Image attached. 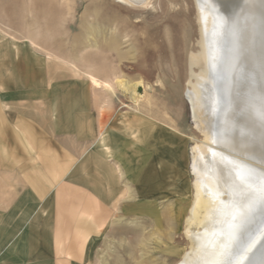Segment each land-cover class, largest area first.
<instances>
[{
	"label": "rangeland",
	"instance_id": "obj_1",
	"mask_svg": "<svg viewBox=\"0 0 264 264\" xmlns=\"http://www.w3.org/2000/svg\"><path fill=\"white\" fill-rule=\"evenodd\" d=\"M240 1L211 11L231 18ZM257 2L251 41L257 72L245 83L263 98L264 0ZM198 10L195 0H151L148 8L117 0H0V264L181 261L189 248L185 229L194 200L191 150L204 141L184 97L203 68L201 62L190 65L191 55L201 52ZM229 38L225 33L219 56ZM11 45L19 46L17 56ZM51 55L64 61L53 62ZM88 74L112 90H91ZM117 78L140 80L145 98L133 102ZM213 92L226 98L216 84ZM123 116L152 127L148 135L141 132L140 146L143 170L153 161L159 185L144 196L127 191L121 213L113 200V163L122 158V133H129ZM159 130L167 140L157 141ZM101 131L113 150L111 162L95 153ZM260 150L252 160L234 158L247 173H264ZM108 202L106 214L102 203ZM41 206L47 220L37 223ZM254 217L241 239L262 232L264 211Z\"/></svg>",
	"mask_w": 264,
	"mask_h": 264
},
{
	"label": "bare ground",
	"instance_id": "obj_2",
	"mask_svg": "<svg viewBox=\"0 0 264 264\" xmlns=\"http://www.w3.org/2000/svg\"><path fill=\"white\" fill-rule=\"evenodd\" d=\"M117 1L131 8H148L151 4V0ZM195 1L199 8L198 19L201 24V52L196 56L191 55L190 65L201 62L203 68L200 74L195 75L198 81L189 83V87L185 89L184 97L190 107L195 127L204 134V141L196 143L191 150L189 168L195 181L193 182L194 200L185 229L189 248L177 264H215L219 259L215 255L218 251L216 245L224 238L222 233L226 231L225 222L231 221L233 215L239 216L237 205L249 193L258 196L264 191V173L253 170L247 173L242 165L243 162L234 158L236 156L250 158L257 149H261L263 153L258 160L264 165V119L261 116L264 112V97L256 98L252 89L250 91L252 85L245 83L249 79L250 84L253 80L251 78L254 77L253 73L257 72V65L251 63L254 60L251 57L254 51L253 48L251 49V41L253 32L257 28L255 26L253 29L252 26L257 19L258 2L241 0L236 5L237 12L235 14L232 12L234 16L229 18L223 12L222 15H215L216 13L211 11L213 6H218L215 10L228 6V0ZM225 21L228 24L226 30L229 31H225L223 25ZM227 32H230L228 48L219 56L218 46L221 41H225L223 38ZM51 56L53 62L59 61L57 56ZM89 77L96 88L112 90L110 83L94 76ZM115 84L135 103L145 98L146 86L140 80L128 83L124 79L117 78ZM215 84L226 93V98L223 100L217 98L213 92ZM138 88L139 93H137ZM161 138L163 139V136ZM226 151L234 156L230 157V154L223 153ZM257 211L263 212L264 209L258 208ZM261 233H264V228ZM258 235L259 238L256 239L260 244V234ZM255 247H250L248 253L253 255ZM239 264H245V261L241 260Z\"/></svg>",
	"mask_w": 264,
	"mask_h": 264
},
{
	"label": "crops",
	"instance_id": "obj_3",
	"mask_svg": "<svg viewBox=\"0 0 264 264\" xmlns=\"http://www.w3.org/2000/svg\"><path fill=\"white\" fill-rule=\"evenodd\" d=\"M12 46V45H11ZM19 46L15 45L12 46V50L14 52V56H17L19 54ZM59 61H64L62 58L58 57ZM90 75H87L88 81H89V88L91 90H101L105 91L103 89H98L96 88L91 80H90ZM132 120V119H131ZM128 120L127 117L123 116V120L121 121L122 124H124L129 133H122V138H123V143H121L122 147V158L117 155L115 157V163L114 165V191H116V195L114 196V199H117V202L115 203L116 205L119 206V210L121 213H124L125 209H127V199L125 196L127 195V191H137L138 195L144 196V194L149 193L148 190H151L155 187H158L159 183L156 180H159L157 177V170L156 166L153 161L150 160L149 164H147L146 170H143V167H145V162H144V156L142 154V149L143 146L140 144L141 143V132H146V135H148V127L152 128L150 125L148 126V123L145 124L144 127L142 125L144 122L141 121V119H138V121H131ZM146 129V130H145ZM163 136V139L161 138ZM155 137H157V141H164L167 140L168 138L164 136V133L159 130L155 132ZM161 138V139H160ZM107 138H106V132L101 131L95 144L94 148L97 147V150L99 149V152L95 150L97 154L101 155L103 158H105V161L111 162L108 159H111L113 150L108 146L107 144ZM133 143V144H132ZM132 145H135L134 148H131ZM163 151V150H162ZM119 157V162L118 163V158ZM117 160V161H116ZM148 160V159H147ZM173 161V160H172ZM175 165V162H174ZM178 165L181 166V160L178 161ZM143 173V174H142ZM129 175L128 178H126L125 175ZM142 176L144 178H142ZM149 176V177H147ZM149 178V181L147 180ZM143 179V180H142ZM145 179V180H144ZM133 182L132 184L130 182ZM150 185V186H149ZM154 186V187H153ZM131 196V195H130ZM120 204V202H122ZM114 202V201H113ZM112 203V202H111ZM103 207L107 205L108 211L106 214L110 212L109 208V202L108 203H102ZM114 206V205H113ZM40 215L37 213L36 217L34 220L39 223L41 220H47V218H43L45 211L43 207L41 206L39 208ZM85 233H88V228L86 226H83Z\"/></svg>",
	"mask_w": 264,
	"mask_h": 264
},
{
	"label": "snow or ice",
	"instance_id": "obj_4",
	"mask_svg": "<svg viewBox=\"0 0 264 264\" xmlns=\"http://www.w3.org/2000/svg\"><path fill=\"white\" fill-rule=\"evenodd\" d=\"M264 119V112L261 114ZM239 216H232L231 221H226V231L222 234L224 238L218 242L215 253L219 257L215 264H239L244 260L246 264H256L252 254L248 253L250 247L257 243L256 235L259 230L248 232L247 236L241 239V232L251 224L258 208L264 209V191L256 196L249 193L237 205ZM260 242L264 243V233H260ZM264 264V260L261 261Z\"/></svg>",
	"mask_w": 264,
	"mask_h": 264
},
{
	"label": "water",
	"instance_id": "obj_5",
	"mask_svg": "<svg viewBox=\"0 0 264 264\" xmlns=\"http://www.w3.org/2000/svg\"><path fill=\"white\" fill-rule=\"evenodd\" d=\"M254 251L253 258L256 261V264H261V261L264 260V243L256 244Z\"/></svg>",
	"mask_w": 264,
	"mask_h": 264
}]
</instances>
